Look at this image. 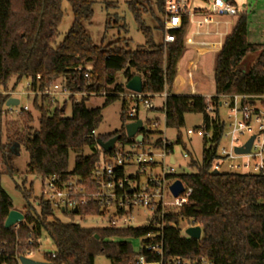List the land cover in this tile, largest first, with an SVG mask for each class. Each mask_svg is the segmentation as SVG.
Wrapping results in <instances>:
<instances>
[{"label":"trees","instance_id":"trees-1","mask_svg":"<svg viewBox=\"0 0 264 264\" xmlns=\"http://www.w3.org/2000/svg\"><path fill=\"white\" fill-rule=\"evenodd\" d=\"M63 1L70 8L72 22L64 39L55 45L63 17ZM126 5L145 40L134 51L123 46L128 41L124 38L106 44L103 38L100 45L93 44L86 30L93 17L91 0H0V179L13 178L18 172L2 141L6 125L4 105L9 97L1 92L8 90L11 81H14L11 90L20 80L29 79V90L43 93L60 79L63 90L69 93L107 94L99 108L86 106L91 97L76 101L74 96H69L58 104L48 96H34L31 106L39 113L37 128L32 127L33 118L29 112L20 114L23 126L14 134L13 147L20 146L27 153V172L40 177L54 175L60 181L72 176L90 178L95 162L104 153L97 148L98 140L106 142L119 136V142H127L123 130L95 136L91 132H97L102 111L119 99L122 102L120 121L125 126L127 103L118 94L126 91L125 83L134 76L141 77L143 93L160 94L166 89L170 94L164 103L166 128L179 130L184 126L185 115L203 113L207 102L204 97L171 94L176 64L184 52L183 39L188 23L184 21L181 30L172 32L174 43L164 44L162 40L155 43L153 30L161 39L164 35L161 22L164 0H154L160 19L154 14L151 0H128ZM146 14L155 23L160 21V26H147L143 20ZM234 18L233 27L214 59V95H262L264 45L247 42L245 12H238ZM111 25L107 15L105 31ZM118 29L125 31V25ZM249 53H256L257 57L249 70L243 71L239 65ZM86 72L87 78L84 77ZM117 73H122V84L115 82ZM209 101L217 105L215 97ZM67 104H70L69 117L64 116ZM203 120L213 125L214 132L219 130L216 117L204 115ZM156 136L158 138L152 140ZM160 136L161 132L156 131L146 138L159 148ZM180 141L178 136L175 143L180 144ZM85 150H89V155L84 154ZM70 154L74 157L71 170L68 169ZM214 157L215 149H203L199 163L189 161V173L171 177L191 189V194L176 213L164 217L165 226L161 231L164 255L191 261L203 258L212 264H264V176L229 172L212 175ZM23 186L20 190L15 185L25 201L23 222L15 234L13 228H3L8 213L14 208L0 185V264H14L16 243L21 251L29 235L36 240L42 232L55 247L54 258L45 254L51 264H93L99 255L110 264H138L136 260L140 255L147 263L155 261V257L143 248L147 242L145 236L155 233L151 227L85 228L75 223H62L53 217L54 210L49 203L39 199L31 205L32 188L26 190ZM100 211L101 206L95 205L80 210V215H96ZM183 221L189 223V227L201 229L198 240L180 236L178 224ZM127 239L140 240V253L133 252ZM37 247L36 244L31 246Z\"/></svg>","mask_w":264,"mask_h":264},{"label":"built area","instance_id":"built-area-1","mask_svg":"<svg viewBox=\"0 0 264 264\" xmlns=\"http://www.w3.org/2000/svg\"><path fill=\"white\" fill-rule=\"evenodd\" d=\"M238 9L229 1L213 0L211 12H195L191 10L189 0H164L163 6V43L170 44L175 42L174 31L181 30L184 21L194 27L190 34L187 45L196 47H207L218 52L221 49L222 42L228 34L227 28L232 24V19L237 15ZM218 19V20H217ZM219 19H228L222 23L226 27L225 32H220L218 26L221 23ZM215 27L213 35L217 37L216 42H196L195 38L209 36V26ZM185 38V37H184ZM193 63L185 70L182 85L185 81H191L193 76ZM88 77V72L84 74ZM38 79V77H37ZM176 79L174 78L173 83ZM27 95L41 96L45 95L55 101L58 97L74 96L76 101L81 98L97 96L90 93H69L63 89L56 91L51 85L40 93L31 91L30 80H26ZM172 83V86H173ZM22 93L20 95H24ZM173 95H196L194 85L189 84L187 92L172 91ZM9 98L15 95L13 92L1 93ZM104 97L107 94H102ZM120 98L126 100V124L141 122V129L137 131L135 137L141 136L140 141L127 138L126 143L119 142L114 144L109 153L99 155L94 164V168L88 180L77 176L69 177L65 181H60L58 177L52 175L49 177H40L42 200L49 203L53 210L67 215L71 219L79 217L81 220L86 218H100L106 223V228L127 229L133 228L135 217L138 211L148 212L145 221L136 228L151 227L155 233L151 232L145 236L146 243L143 248L146 253L155 257L153 263H147L145 257L140 255L136 262L138 264H212L211 262L200 258L199 260H187L181 257L168 258L164 255L162 229L164 228V217L169 213H176L188 201L191 189L183 184V192L177 197H173L169 187L176 181L171 177L177 175L174 170L175 160L172 156V146L162 137L161 147H154V141L147 140V135L151 132L159 131L160 124L165 126L164 103L170 95L166 89L160 94L135 93L126 90L118 94ZM203 97V96H201ZM215 97L217 105L210 103V98ZM8 98V99H9ZM161 98L163 101L159 112V118L146 119L140 116V111H154L153 99ZM206 106L202 115V125L199 128L188 129L185 136L188 139L198 137L203 140V149H215V157L211 164V171L262 175L264 176V94H221L215 96H206ZM227 110V120L222 121L219 116L220 109ZM15 107H6L4 110L15 111ZM28 106L17 109L15 114L20 115L27 112ZM216 117L219 130L214 132L211 123L206 124L203 116ZM146 125V128L144 127ZM97 133L91 132L92 136ZM126 136V135H125ZM243 139V141H242ZM252 139L249 151L238 154L236 149H245L246 144ZM222 140L228 141V148L220 147ZM168 147H171L170 149ZM97 148L98 145H97ZM103 152V151H102ZM187 154L183 158H187ZM154 158L159 159V164H154ZM158 167L159 175H149L141 185L139 176L147 168L150 170ZM95 205H100L102 211L99 214H90L81 217L80 210ZM74 211H76L74 213ZM70 223H74L71 221ZM21 224V223H20ZM16 224L13 229L15 234L20 228ZM78 224V223H75ZM17 240V236H16ZM39 239H34L31 235L24 242V248L18 249L16 243L14 264H20L21 257L30 258L38 250ZM33 244L37 248H31ZM139 247L138 252L140 253ZM20 252V253H19ZM19 253V254H18ZM54 258V253L50 254ZM44 263H50L47 260Z\"/></svg>","mask_w":264,"mask_h":264},{"label":"rangeland","instance_id":"rangeland-1","mask_svg":"<svg viewBox=\"0 0 264 264\" xmlns=\"http://www.w3.org/2000/svg\"><path fill=\"white\" fill-rule=\"evenodd\" d=\"M128 0H91L92 2V10H93V17L91 23L86 25V30L93 42L94 45H100L103 38L104 43H109L116 41L117 39H127L126 45H123L127 50L134 51L140 48L144 44V38L142 34L138 31L137 25L131 15V13L127 9L126 2ZM231 2L236 6L238 11L242 12L246 9L243 6H248L250 8L251 13H249L248 23H247V42L249 44H256V45H264V0H231ZM190 7L192 11L195 12H211V6L213 0H189ZM109 4V6H106ZM151 7L154 11V14L160 19V13L155 8L154 0H151ZM247 7V8H248ZM148 8V7H147ZM62 11L63 17L58 28V36L55 40V45H58L65 37L67 31L72 22V16L70 13V8L68 4L63 1L62 2ZM110 16V21L112 22L111 28L105 31V21L106 16ZM233 18L232 20H234ZM143 20L145 24L151 28H155L156 25L160 26V21L155 23L154 20L149 16V14L143 15ZM162 20V16H161ZM116 22V24H113ZM162 22V21H161ZM125 25V31L118 29L119 26L122 27ZM194 31V27L192 25H188L185 35L188 37ZM229 33V30H228ZM185 37V36H184ZM153 40L155 43L163 41L159 34L153 30ZM54 45V46H55ZM257 54L256 53H249L247 54L242 61L240 62L239 68L243 71H248L249 68L254 64L256 60ZM180 59V58H179ZM212 59L210 56L202 59L203 66H207V69L210 73V76L203 77L201 72L198 74V81L199 85L197 88V92L199 94L213 96L214 85L212 81L211 75V62ZM179 61V60H178ZM208 61V62H207ZM177 74V68L175 70V76ZM184 75V73H183ZM174 76V78H175ZM173 78V80H174ZM14 81L9 83V88L5 92L1 93H9L13 92L15 95V99L18 100L19 104L15 107V111L17 109H22L24 106H28V111L33 118L32 127L37 128L38 122L37 119L39 117V113L35 111L31 106V98L26 96L20 95L25 92L26 90V80L22 79L20 82L15 86L14 90H11V86ZM116 84H122L124 82L122 73H117L115 76ZM173 83V82H172ZM51 86L56 90L59 91L63 89V81L58 79ZM173 91V88H172ZM200 96V95H199ZM30 97V96H29ZM206 97V96H203ZM64 97L56 98L58 104H62ZM105 101V97L100 94L97 96H93L90 100L86 103L88 108H99ZM121 100H116L109 106H107L102 111V119L97 128V134L99 135H107L112 134L114 132H118L123 130L125 135V129L120 121V111H121ZM163 101L161 98L153 99V106L154 111L144 112L140 111V116L146 119L152 118H159V108L161 107ZM15 111L12 113L10 110H4L5 113V123L6 125L3 128V135L2 141L8 147L10 151V156L12 158V163L15 169H17V174L13 176V178L2 177L0 179L1 188L4 192L9 196L13 208L15 211H18L22 214V208L25 205V201L22 198L21 191L22 186L28 190L31 186L32 193L29 199V203L34 205L36 200L42 198V191H41V179L38 175L29 174L27 172V163H28V156L27 153L20 147L15 146L17 149L15 153H12L13 146L15 144V136L14 134L22 129V120L20 115L15 114ZM227 110L220 109L219 116L220 119L224 122L227 120ZM64 116H70V104H67L64 111ZM202 125V115L200 114H187L184 117V126L179 129L175 130L172 128H166L163 124H160L159 130L162 133V137L172 146V156L175 160L174 170L177 175L183 173H189L190 170L188 168V163L192 159L196 162H200L202 158L203 146L204 142L202 139L198 137H193L188 139L185 136V131L188 129L199 128ZM146 128V125L144 126ZM180 137V144L175 143L176 138ZM158 137H153L152 140L157 139ZM161 138V137H160ZM243 141V139H242ZM220 147L228 148V141L222 140ZM89 150H85L84 154L89 155ZM187 154V158H183V155ZM73 155H69L68 160V169L71 170L73 167ZM154 164H159V159L154 158ZM160 170L158 167H154L153 169L147 168L143 173L139 176V182L142 185L145 182V179L149 175H159ZM15 185L20 187V190L15 188ZM37 211V210H36ZM138 216L135 217L134 224L132 225L133 228L141 226V223L145 221V216H147L148 212L139 210ZM23 215V214H22ZM53 217L59 220L62 223H70L73 221L74 223H78L80 226L85 228H106V223L102 221L100 218H86L80 219L79 217H74L71 219L67 215L62 214L59 211H53ZM189 227V223L186 221L179 222L178 228L180 231L181 237H186L185 230ZM132 246V250L134 253L138 252L140 247V240L139 239H127ZM39 247L30 258L31 261L35 262H45V254H53L55 252V247L49 238V236L42 232L39 241ZM93 264H110V262L104 256H96L94 259Z\"/></svg>","mask_w":264,"mask_h":264},{"label":"water","instance_id":"water-1","mask_svg":"<svg viewBox=\"0 0 264 264\" xmlns=\"http://www.w3.org/2000/svg\"><path fill=\"white\" fill-rule=\"evenodd\" d=\"M223 1L226 2L229 0H223ZM125 89L131 92L141 93L142 92L141 77L134 76L132 79L127 81L125 83ZM18 104L19 102L17 99L9 98L6 101L5 106L6 107H17ZM124 129H125V135L127 138L129 139L134 138L135 141L137 142L141 140V136L138 135L137 137H135L137 131L141 129L140 121H137L136 123H133V124L125 125ZM118 139H119V136L112 137L106 142H102L101 140H98L97 145L104 153H109L113 149V146L118 141ZM251 142H252V139H250L249 142L246 144L245 149H236L235 152L238 154L247 153L249 151ZM212 175H218V172L212 171ZM169 190L171 194L173 195V197H177L179 194L183 192L184 189H183L182 183L179 180H176L170 185ZM75 212L76 211H74V213ZM22 222H23V215L18 211L12 210L8 213L4 221V224H3V228L5 230H9L13 228L16 224H20ZM185 235L190 239L198 240L201 235V229L198 226L188 227L185 230ZM19 261H20V264H51V263L31 261L24 257H21Z\"/></svg>","mask_w":264,"mask_h":264},{"label":"crops","instance_id":"crops-1","mask_svg":"<svg viewBox=\"0 0 264 264\" xmlns=\"http://www.w3.org/2000/svg\"><path fill=\"white\" fill-rule=\"evenodd\" d=\"M243 7L244 8L246 7V9L244 11H242V12H245L247 14V19H248L249 13H251L250 8L248 6H245V5ZM227 20L228 19H219V21H221V23L218 26V30L220 32H225L226 31V27H225V25L222 22L223 21H227ZM233 23H234V20L232 21V24L229 25V27L227 28V30H229V32L231 31V29L233 27ZM214 30H215V27L213 25L209 26L210 35L209 36L197 37V38H195V41L196 42H201V41H204V42H216L217 41V37H215L213 35ZM189 39H190V35L188 37H186V35H185V38L183 39L184 52H183L182 56L180 57L179 61L176 64L177 74L175 76L176 80L174 81L172 88H173V91H181V90H183V91L187 92L189 90V84H193L195 92H196V95L208 96V95L199 94L197 92V88H198V85H199L198 74H199V72H201V75L203 77L210 76V73H209V71L207 69V66H203L204 64H202V59L210 56L212 58V59H210V62H211V69H212L211 75H212V81H213L214 59H215L216 54L219 51L215 52L211 48L196 47V46L194 47V46H191V45H187L186 44V40L188 41ZM190 63L194 64L192 80L191 81H185L186 85L185 86L182 85V87H181V81L184 78L183 77V73L189 67ZM24 93H26V94H24L23 96H26L28 98L32 97L31 95H27L28 91L25 90ZM213 94H214V91H213ZM13 149L14 150L12 151V153H15V151L17 149L15 147H13Z\"/></svg>","mask_w":264,"mask_h":264}]
</instances>
